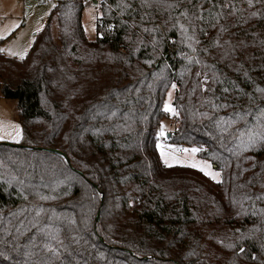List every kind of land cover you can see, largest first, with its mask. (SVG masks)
<instances>
[{"label":"trees","instance_id":"16d2710c","mask_svg":"<svg viewBox=\"0 0 264 264\" xmlns=\"http://www.w3.org/2000/svg\"><path fill=\"white\" fill-rule=\"evenodd\" d=\"M55 5L23 59L0 51L22 129L0 142V264H264V143L247 144L264 131V0H103L94 39L82 0ZM173 82L167 139L220 181L160 159Z\"/></svg>","mask_w":264,"mask_h":264},{"label":"rangeland","instance_id":"374dc122","mask_svg":"<svg viewBox=\"0 0 264 264\" xmlns=\"http://www.w3.org/2000/svg\"><path fill=\"white\" fill-rule=\"evenodd\" d=\"M102 1L103 0H95V2L94 0H82L83 10L81 13V21L85 35L88 39H94L97 35L95 22L99 14V8ZM56 2L57 0H0V38L2 39L0 49H4V51H1L2 54L6 57L17 60H21L20 56L11 55L10 51L15 53L25 52L27 55L33 43L34 36L43 29L46 19L51 13L53 5H55ZM16 25L19 26L17 27ZM93 26H95V30H93ZM53 33L55 35L57 34L56 23L53 24ZM171 85L167 89L164 96L163 110L165 103H169L170 106L174 107L172 101L177 87L172 89ZM169 92H171V98L169 97ZM0 121H2L5 125H19L21 130L20 137L13 139L5 134L6 138L0 140V142L14 144L19 143L22 138V129L18 119L16 100L6 99L0 95ZM177 124L178 115H173L172 113L165 111V117L161 119L158 126V140L156 143V146L157 144L162 146L161 148L157 147V151L162 163L165 165L160 155L161 151H164L169 157V164L171 166H188L192 161H207L211 165L209 170L212 172H219L220 175L217 176L215 180L212 179L211 176H206L213 181H220L221 171L215 168L208 159L200 157L198 152L193 155L190 153L186 154L176 151V149L180 148H198L196 145L188 146L185 144L172 143L168 141L167 134L169 133L170 136L171 132L177 128ZM162 125L164 127L165 135L159 136ZM9 131H11V129H9ZM172 156L178 157L180 163H177L175 160L171 159ZM194 169L199 170L198 168Z\"/></svg>","mask_w":264,"mask_h":264},{"label":"snow or ice","instance_id":"6c2138e0","mask_svg":"<svg viewBox=\"0 0 264 264\" xmlns=\"http://www.w3.org/2000/svg\"><path fill=\"white\" fill-rule=\"evenodd\" d=\"M95 2V0H94ZM208 3H213V0H207ZM249 3H251V0H249ZM230 5L225 2L224 4H213V7H221V8H226V7H229ZM53 7H56V5H53ZM125 7H130V5H125ZM169 7H172L171 5H169ZM204 17L201 15V16H198L197 19H203ZM95 19V17H94ZM17 27L19 25H16ZM175 26V25H174ZM180 27L185 31L187 32V29L184 28L183 25H180ZM93 30H95V26H93ZM0 51H4V49H0ZM10 51V50H9ZM10 54L11 55H19L21 59L24 58V56L26 55L25 52H20V53H15V52H11L10 51ZM199 75V73L197 74ZM207 82V77H205V81L204 83ZM172 89H175L176 88V84L173 83L171 85ZM225 91H227V89H225ZM169 97L171 98V92H169ZM164 110L166 112H170L172 113L173 115H178V113L176 112L175 108L170 106L169 103H165L164 105ZM262 115H264V111H262ZM9 129H11V131H9ZM13 138V139H16L18 137L21 136V130H20V127L19 125H15V124H9V125H5L2 121H0V140H3L6 138V135ZM165 135V132H164V127L163 125L161 126L160 128V132H159V136H164ZM245 135V133H241V136ZM247 144L249 146L255 144V143H264V131H261V132H257V131H254L253 129H248L247 130ZM157 147L158 148H161L162 146L160 144H157ZM176 151L178 152H181V153H190V154H195L199 151H201L200 148H196V147H193V148H180V149H176ZM161 155V158L163 159V162L165 163V165L167 166H171L169 164V157L165 154L164 151H161L160 153ZM171 159L175 160L177 163H180V160L178 157L176 156H172ZM188 166L190 167H193V168H198L199 171L203 172L205 175H208V176H211L212 179H216L217 176L220 175L219 172H212L210 171L209 169L211 168V165L207 162V161H202V162H195V161H192ZM42 198H46V197H42ZM232 245H229V247H231ZM45 248L46 249H49L50 248V245H45ZM51 250V253L53 256H58L59 255V252L57 251V249L55 248H50ZM244 249L243 248H240V252H243Z\"/></svg>","mask_w":264,"mask_h":264},{"label":"water","instance_id":"95a60500","mask_svg":"<svg viewBox=\"0 0 264 264\" xmlns=\"http://www.w3.org/2000/svg\"><path fill=\"white\" fill-rule=\"evenodd\" d=\"M167 137H169V133L167 134ZM49 150L53 151V152H59V151H57L55 149H49ZM59 153H61V152H59ZM98 218H99V213H97L96 220H98Z\"/></svg>","mask_w":264,"mask_h":264},{"label":"built area","instance_id":"2783aa9c","mask_svg":"<svg viewBox=\"0 0 264 264\" xmlns=\"http://www.w3.org/2000/svg\"><path fill=\"white\" fill-rule=\"evenodd\" d=\"M108 28H110V25L108 26Z\"/></svg>","mask_w":264,"mask_h":264}]
</instances>
